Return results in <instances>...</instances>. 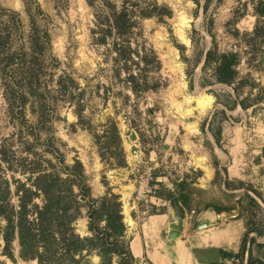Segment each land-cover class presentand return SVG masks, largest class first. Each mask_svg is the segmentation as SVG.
<instances>
[{
    "label": "rangeland",
    "instance_id": "1",
    "mask_svg": "<svg viewBox=\"0 0 264 264\" xmlns=\"http://www.w3.org/2000/svg\"><path fill=\"white\" fill-rule=\"evenodd\" d=\"M109 2L119 8L123 0ZM151 2L167 7L172 16L139 21L140 33L132 43L133 47L144 44L158 57L161 70L150 74L160 87L156 91L135 96L112 78L106 47L95 45L97 37L91 35L96 17L102 21L106 14L104 0H0V8L20 17L19 29L11 27L10 49L4 56L18 54L17 81L26 78L20 73L28 70L38 76L35 94H44L45 128L52 127L53 143L64 164H82L93 198L104 196L106 186L119 195L130 236L148 216L169 212L173 217V205L155 198L153 192L162 196L165 189L174 191L171 183L185 179L189 185L179 195L182 204H178L185 217L182 221L174 218L169 229L174 238L169 242L178 238L184 223H190L193 231L208 227L195 219L199 212L215 209L221 217L218 227L239 215L245 232L246 228L250 231L248 238L264 244V206L257 208L239 193L229 195L221 178L215 177V166L221 176L220 168L227 166L232 188L241 180L259 192L264 189L258 178H264V39L252 34L257 0H142L141 6ZM11 20L8 14L0 18V29L6 23L10 27ZM258 28L264 33L263 19ZM44 32L50 39L48 46L42 41ZM36 39L33 51L30 42ZM20 51L26 56L21 57ZM230 53L238 55L239 63L234 67L235 78L227 84L218 81L216 68L219 57ZM66 77L80 89L66 83ZM60 78L68 87L65 93L56 86ZM1 84L0 146L10 147L22 158L19 131L8 114ZM78 102L84 104L83 128L74 113ZM42 104L28 99L29 124L35 122L32 111H40ZM108 118L116 121L120 131L125 169H106L89 134L92 130L101 135ZM130 135L136 137L134 142ZM44 139L41 134L36 152H42ZM238 171L242 179L235 178ZM85 213L83 209L75 224L82 236L87 235ZM253 230L263 236L258 238ZM161 237L167 240L165 233ZM245 247L243 258L235 264H247L249 249L254 259L264 261V247L248 243ZM14 249L15 263L5 258L0 262L36 264L18 258L17 244ZM139 264L147 263L141 259Z\"/></svg>",
    "mask_w": 264,
    "mask_h": 264
},
{
    "label": "trees",
    "instance_id": "2",
    "mask_svg": "<svg viewBox=\"0 0 264 264\" xmlns=\"http://www.w3.org/2000/svg\"><path fill=\"white\" fill-rule=\"evenodd\" d=\"M141 1L123 0L122 5L116 8L109 0H104L106 14L102 21L96 17L95 30H91L92 37H97L94 44L106 47L110 56L112 78L135 96L160 88L155 79L150 78V74H158L161 70L160 61L151 48L140 43L133 47V37L140 33L139 21L151 18L161 21L162 17L172 16L165 6H159L156 2L141 6ZM32 2L35 3V0ZM88 5L91 7V2L88 1ZM254 12L256 24L252 34L264 39V33L258 28L261 19L264 20V1L257 0ZM6 14L12 20L10 27H6V23L0 29V81L8 114L19 131L17 142L25 157L17 158L10 147L0 146V258L15 263L14 248L17 244L18 258L36 264H139L140 260L135 259L129 249L130 237L119 195L113 194L106 186L104 196L97 199L92 197L82 164L74 161L72 165H65L62 155L54 146L52 127L45 128L47 116L43 112L44 94H35L38 76L28 70L27 74L20 73L26 77L23 80L17 81L15 78L18 54L10 52L4 56V51L10 49L12 29H19L20 17L15 11L0 8V18L6 17ZM37 41L30 42L33 51ZM42 41L47 46L50 43L45 32ZM20 52L21 57L26 56L23 51ZM209 56L210 52L206 58ZM238 63L239 57L235 53L220 56L216 68L218 81L231 83L236 75L234 67ZM55 64L59 65L57 61ZM66 81L72 88H79L72 78L66 77ZM65 85L62 78L56 82L59 92L68 89ZM31 97L42 104L40 111H32L35 117L33 124L28 123L25 113V106ZM66 100L71 102L70 98ZM240 106L246 109L242 104ZM75 108L74 113L81 126L85 121L84 104L78 102ZM102 128L101 135L89 131L100 162L109 170L127 168L116 121L108 118ZM41 134L45 139L41 144L43 150L38 153L35 149L40 144ZM215 169V177L221 178L224 189L231 191L229 195L239 193L257 208L264 206L262 193L251 184L237 181L238 186L232 188L234 182L229 181L227 169L220 168L223 176L217 166ZM7 173L11 175L9 178L6 177ZM171 184L174 191L165 189L164 196L153 192L154 197L171 205L182 204L179 195L189 184L185 179ZM83 209H86L87 219V235L84 236L77 233L75 228L76 222L82 218ZM213 211L220 214L219 210ZM232 219H240V216ZM253 231L258 238L263 236L261 232ZM249 232L246 228L238 254L211 250L206 256L208 264H219V259L240 261L247 243L264 247V244H257L254 237L248 238ZM199 253L198 250H192L198 262ZM146 263L151 264L148 261ZM247 264H264V261L254 259L249 249Z\"/></svg>",
    "mask_w": 264,
    "mask_h": 264
},
{
    "label": "crops",
    "instance_id": "3",
    "mask_svg": "<svg viewBox=\"0 0 264 264\" xmlns=\"http://www.w3.org/2000/svg\"><path fill=\"white\" fill-rule=\"evenodd\" d=\"M225 168L229 181H232L229 178L230 167L226 166ZM242 177V173L238 171L235 178L242 179ZM258 178L264 186V178L260 175ZM261 193L264 194V189ZM174 218V213L172 217L169 212L157 216H148L142 223H139L137 232L132 236L127 231L130 237L129 249L132 256L135 259L146 260L151 264H208L206 256L211 250H220L234 255L239 253L241 240L245 233V226L240 221L241 219H232L231 222L224 223V227L221 228L217 225V221L221 219L220 215L210 211H202L198 213L195 222H200L202 225L204 221L203 225L207 224L208 227L193 231L190 223L180 224L182 230L177 233L178 238L174 242H169L172 234L169 233V229L175 224ZM162 233H165L167 240L162 239ZM192 250L200 252L198 254L199 262L192 254ZM238 262L234 259L218 260L219 264Z\"/></svg>",
    "mask_w": 264,
    "mask_h": 264
},
{
    "label": "water",
    "instance_id": "4",
    "mask_svg": "<svg viewBox=\"0 0 264 264\" xmlns=\"http://www.w3.org/2000/svg\"><path fill=\"white\" fill-rule=\"evenodd\" d=\"M129 140L134 142L136 137L134 135L129 136ZM174 216L177 221H182L184 219V211L178 204H173ZM174 236L170 237V240H173Z\"/></svg>",
    "mask_w": 264,
    "mask_h": 264
},
{
    "label": "bare ground",
    "instance_id": "5",
    "mask_svg": "<svg viewBox=\"0 0 264 264\" xmlns=\"http://www.w3.org/2000/svg\"><path fill=\"white\" fill-rule=\"evenodd\" d=\"M178 34H179L180 37H182V33L181 32H178ZM199 105L204 107V103L203 102H200Z\"/></svg>",
    "mask_w": 264,
    "mask_h": 264
},
{
    "label": "built area",
    "instance_id": "6",
    "mask_svg": "<svg viewBox=\"0 0 264 264\" xmlns=\"http://www.w3.org/2000/svg\"><path fill=\"white\" fill-rule=\"evenodd\" d=\"M193 214V212H191V215Z\"/></svg>",
    "mask_w": 264,
    "mask_h": 264
}]
</instances>
